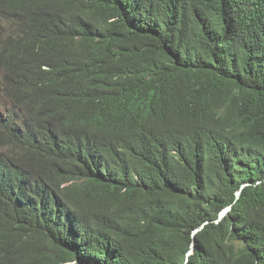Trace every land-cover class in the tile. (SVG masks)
I'll use <instances>...</instances> for the list:
<instances>
[{"label":"trees","instance_id":"16d2710c","mask_svg":"<svg viewBox=\"0 0 264 264\" xmlns=\"http://www.w3.org/2000/svg\"><path fill=\"white\" fill-rule=\"evenodd\" d=\"M0 264H264V0H0Z\"/></svg>","mask_w":264,"mask_h":264},{"label":"water","instance_id":"95a60500","mask_svg":"<svg viewBox=\"0 0 264 264\" xmlns=\"http://www.w3.org/2000/svg\"><path fill=\"white\" fill-rule=\"evenodd\" d=\"M228 212V209H226L224 212L221 213L220 217H219V221L227 214ZM191 249L193 250V245L191 247ZM191 250L190 253H193V251Z\"/></svg>","mask_w":264,"mask_h":264},{"label":"bare ground","instance_id":"6f19581e","mask_svg":"<svg viewBox=\"0 0 264 264\" xmlns=\"http://www.w3.org/2000/svg\"><path fill=\"white\" fill-rule=\"evenodd\" d=\"M33 103V102H32ZM75 121V120H74ZM89 248V247H88Z\"/></svg>","mask_w":264,"mask_h":264}]
</instances>
